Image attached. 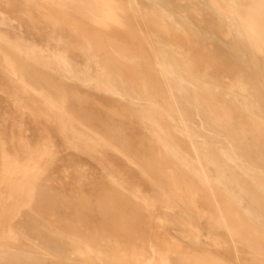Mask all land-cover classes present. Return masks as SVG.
<instances>
[{
	"label": "rangeland",
	"instance_id": "374dc122",
	"mask_svg": "<svg viewBox=\"0 0 264 264\" xmlns=\"http://www.w3.org/2000/svg\"><path fill=\"white\" fill-rule=\"evenodd\" d=\"M201 2L0 0V264H264V0Z\"/></svg>",
	"mask_w": 264,
	"mask_h": 264
},
{
	"label": "bare ground",
	"instance_id": "6f19581e",
	"mask_svg": "<svg viewBox=\"0 0 264 264\" xmlns=\"http://www.w3.org/2000/svg\"><path fill=\"white\" fill-rule=\"evenodd\" d=\"M154 3H155V1H154ZM202 3L205 4L206 3V0H202L201 4ZM9 6H10V4H9ZM229 20L232 21V23L233 22L235 23V21H236L239 24H240V21H241L240 18H229ZM175 28H177V27L175 26ZM238 29H239L240 36H239V38L237 40L239 42L236 41V40L234 41V37L231 36L232 43H225V42L223 43V42H221L219 44L221 47H224V48L227 47L228 53L230 55H232L234 58H232V59H222V58H219V57L216 56L215 59H217V61H219L220 66L229 74V78H231V76H232L231 82L233 80V83H232L233 84V89H234L233 93L236 92L238 94H242L241 96L243 98V102L241 103V105H243L244 108H247L249 106H252L253 107L255 104H259V105L264 106V68L261 66V62H260L261 61L260 60L261 59L260 57H263V60H264V48H257L256 49L255 48V45H253L252 43H250V41L248 40L247 35L245 33V29L243 27H241L240 25L238 26ZM180 32H182V31H180ZM252 38H254V37H252ZM189 39H190V37H189ZM216 41H218V39H216ZM190 46L187 49L188 64H189L187 67H188L189 73H191L193 76H192L191 79H189V84L192 87H194V88H198L200 84L201 85H206V87H209V88H213V87L226 88V87H228L226 85H225L226 87L223 86V85H221L207 71H205L206 70V69H204L205 68L204 67L205 65L204 64H201L200 61H198L199 59L197 57L195 59H194L193 56H192L193 58L190 57V55L193 53V50H192V48ZM182 50H179V51H182ZM215 54H216V52H213L211 56H213ZM177 56H180V55H177ZM230 58H231V56H230ZM166 60H168V59H166ZM169 60H170V58H169ZM172 60H173V58H172ZM175 63H177V61ZM176 65H178V64H176ZM170 66H172V65H170ZM193 66L196 67L197 70H194L193 69ZM181 72H182V70H181ZM184 72L187 73V71H185V70H184ZM178 80H179V78H178ZM203 87H205V86H203ZM244 88L250 94L249 95V98L251 99L250 101L247 100V98L244 95V93L240 92V90L242 91V89H244ZM251 112L256 113V111L254 112L253 110ZM258 115H260V113ZM160 255H162V254H160ZM160 258H162V257H160ZM160 263L161 262H159V264Z\"/></svg>",
	"mask_w": 264,
	"mask_h": 264
}]
</instances>
